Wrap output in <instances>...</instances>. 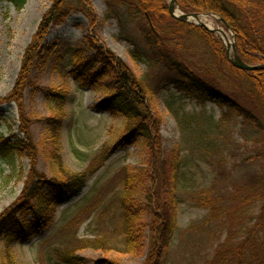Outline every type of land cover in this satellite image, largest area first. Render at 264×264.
Listing matches in <instances>:
<instances>
[{
    "label": "trees",
    "instance_id": "obj_1",
    "mask_svg": "<svg viewBox=\"0 0 264 264\" xmlns=\"http://www.w3.org/2000/svg\"><path fill=\"white\" fill-rule=\"evenodd\" d=\"M7 1L18 10L26 2ZM91 1L53 0L25 49L13 89L0 98V104L14 102L18 109L16 118L0 115V126L9 132L7 136L0 132V176L4 174L2 164L7 162L13 168L9 178L15 175L24 178V188L18 198L0 212V240L4 238L7 245L28 241L48 225L56 206L77 197L90 176L117 150L141 143L147 155L146 167L134 172L127 169L121 197L126 248L128 252L141 254L147 249L144 264H164L178 228L180 199L176 191L182 185L184 175L182 149L177 146L164 151L160 134L163 116L154 101L155 91L96 35L97 17ZM107 1L110 11L106 17H116L123 30L128 19L147 20L144 25H139L142 40L126 36L124 31L121 35L134 45L135 57H146L152 67L161 70L164 76L161 87L172 84L191 99L200 103L210 101L222 107L224 117H240L244 129L262 143L263 151L257 157L264 159V69L235 67L227 56L223 40L203 26L173 17L168 0ZM116 4L125 6L124 11L116 8ZM178 6L187 14L210 12L224 18L234 32L240 57L249 64H264V0H178ZM74 9L90 14L92 28L87 38L95 53L85 55L82 50L73 49L71 72L88 85L105 89L107 96L95 105L97 111L122 115L127 120L115 142L104 145L83 171L69 169L61 153V127L68 115L65 104L69 96L65 88L46 87L57 110L47 118L46 137L39 144L34 141L31 131L35 119L24 106L25 88L35 86L33 69L44 64V53L53 52V48L42 49L45 37L53 25L62 24ZM190 30L200 33L210 48L222 56V76L226 78L222 80V89L193 69L186 56L176 50L175 41L181 48L185 36H192ZM230 74L242 81L234 84L235 88L226 82ZM40 150L46 151L51 176L37 169ZM18 158L29 160L27 170L17 168ZM249 184L226 193L229 199H226V194H222V198L217 195L213 183L195 189L193 198L196 205L208 210L205 223L222 220L225 232V238L217 244L212 260L207 264H264V166L252 175ZM139 191L147 193L148 201L143 205L134 197ZM145 214L151 215L149 221L143 217ZM146 230H149L148 244L145 243ZM76 250L59 251L60 261L64 264H86ZM5 254L0 264H17L11 253ZM94 264L122 262L103 258Z\"/></svg>",
    "mask_w": 264,
    "mask_h": 264
},
{
    "label": "rangeland",
    "instance_id": "obj_2",
    "mask_svg": "<svg viewBox=\"0 0 264 264\" xmlns=\"http://www.w3.org/2000/svg\"><path fill=\"white\" fill-rule=\"evenodd\" d=\"M52 2L26 0L24 7L18 10L13 3L0 0V98L13 89L25 49ZM91 4L97 17L96 35L155 91L154 101L163 116L160 134L164 151L177 146L182 149L184 175L182 185L176 191L180 199L178 228L164 264H207L212 260L217 244L225 238V232L222 220L205 223L208 210L196 205L195 189L213 183L217 195L222 198V194L250 185L252 175L264 166V159L257 157L263 151L262 143L244 129L240 117H224L222 107L217 104L200 103L183 95L172 84L161 87L164 77L161 70L152 67L146 57H135L134 45L121 35L124 31L126 36L142 40L139 25H144L147 20L128 19L123 30L116 17H106L110 11L107 0H92ZM115 6L124 11L125 6ZM210 17V24L205 22L210 28H224L231 41H236L233 32L219 21L218 16ZM91 25L90 14L80 9H74L62 24L53 25L42 43L43 50L53 48V52L44 53V64L32 71L35 86L24 90L25 109L35 119L31 125L32 135L39 144L46 137L47 118L57 110L46 87L65 88L69 96L65 104L68 115L61 127V153L65 165L72 171L86 170L104 145L115 142L127 121L122 115L98 112L95 105L107 96L105 89L88 85L71 72L73 49L78 48L85 55L95 53L87 38ZM214 34L225 44L220 33ZM190 35L185 36L182 49L175 41L176 50L186 56L193 69L222 89V80L226 79L222 76V56L210 48L200 33ZM226 82L235 88L233 86L242 81L230 74ZM17 113L14 102L0 104V115L16 118ZM0 132L9 135L2 125ZM251 156L255 158L249 159ZM146 162L147 155L141 143L117 150L90 176L77 197L56 206L45 228L24 242L7 245L2 238L0 261L7 252L14 256L17 264H64L58 257L59 251L73 248L86 264H94L103 258L116 259L122 264H144L147 249L142 254L127 251L121 197L127 169L133 172L143 169ZM16 165L18 169L27 170L29 160L18 158ZM2 167L0 212L14 202L24 188V178L8 177L13 169L11 164L5 162ZM37 169L47 176L52 175L44 150L37 153ZM146 194L139 191L134 197L143 205L148 201ZM229 198L226 194V199ZM143 217L149 221L151 215ZM145 236L148 244L149 230Z\"/></svg>",
    "mask_w": 264,
    "mask_h": 264
},
{
    "label": "water",
    "instance_id": "obj_3",
    "mask_svg": "<svg viewBox=\"0 0 264 264\" xmlns=\"http://www.w3.org/2000/svg\"><path fill=\"white\" fill-rule=\"evenodd\" d=\"M179 8H178V0H170V4H169V12L172 16H174L177 19H180L182 21L185 22H193L192 18L196 19L200 25L205 26L206 28L210 29L213 32H222V37H224L225 41H226V46H227V55L228 58L230 59L231 63L242 70H258V69H264V64L261 65H252L249 64L247 62H245L240 55L237 52V48H236V43L235 42H231L228 38V36L226 35V31L222 28V29H213L208 27L204 22L200 21V15H202L201 13H191V14H186V13H179ZM219 20L226 26L228 27V24L226 22V20L224 18H219ZM194 23V22H193Z\"/></svg>",
    "mask_w": 264,
    "mask_h": 264
},
{
    "label": "bare ground",
    "instance_id": "obj_4",
    "mask_svg": "<svg viewBox=\"0 0 264 264\" xmlns=\"http://www.w3.org/2000/svg\"><path fill=\"white\" fill-rule=\"evenodd\" d=\"M211 17H210V15H208V14H202V15H200V21H202V22H208L209 23V19H210ZM192 20H195L194 18H192ZM210 24V23H209ZM217 29H221V28H217ZM219 33H221L222 34V32H220V31H218ZM226 35L228 36V38L230 39V41H231V38L229 37V35H228V33H226Z\"/></svg>",
    "mask_w": 264,
    "mask_h": 264
}]
</instances>
